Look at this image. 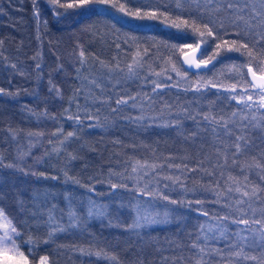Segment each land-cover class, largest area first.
I'll use <instances>...</instances> for the list:
<instances>
[{"label":"trees","instance_id":"16d2710c","mask_svg":"<svg viewBox=\"0 0 264 264\" xmlns=\"http://www.w3.org/2000/svg\"><path fill=\"white\" fill-rule=\"evenodd\" d=\"M112 2L119 5L124 0ZM163 3L175 10L174 0H163ZM35 7L38 18L33 0H0V89H3L0 93V159L3 161L0 207L14 219V226L22 233L16 241L17 250L10 244L11 264H23L19 252H24L31 264H39L43 255H49L50 264H194L198 250L191 247L193 241L207 248L203 257L205 264L212 261L214 264H257L228 251L236 242L231 236L237 231L235 226L229 227L230 239L205 242L203 237L197 241V236L199 226L207 220L199 209L217 217L227 211L223 199L220 203L214 202L217 192L227 193L230 185L234 189V180L243 188L245 177H248L249 191L253 186L264 187L261 180L264 171L257 166H264V130L256 128L248 132L251 147L234 165L231 153L225 163L224 151L218 157L217 150L227 148L235 137L229 141L223 129L215 134L212 129L216 125L203 121L205 113L230 119L233 112H238L235 127L240 125L242 115L251 119L252 114L264 125V108L257 104L252 109H244L229 98L240 94L243 88L258 100V89L247 86L251 84L247 70L251 66L254 72L264 75V59L258 57L250 63L247 55L224 51L206 69L189 71L182 65L180 55L201 39L191 30H177L162 20L127 16L111 3H94L67 12L59 9L60 16L54 15L48 0H37ZM215 46L216 41L211 38L207 44H201L199 59L207 60ZM137 47L150 51L144 57V67L137 69L139 76L129 80L126 79L127 65L132 62ZM81 50L87 58L84 66L79 63ZM170 57L187 73L190 82L203 79L223 87H209L195 93L184 91L181 81L179 88L165 87L153 93L152 81L170 85L180 80L171 71L167 73L173 77L171 81L167 76L151 74L165 67L170 69L165 64ZM100 61L108 65L119 62L122 71L109 77ZM92 80L104 86V95L111 96L113 107L115 100L125 94L139 96L137 107H132L130 102L120 112L110 114L106 106L94 103V99L100 98L101 90L90 83ZM233 84H238L236 93L225 91ZM53 85L61 90L62 96L49 91ZM77 88L83 90L79 96H75ZM145 95L153 98L144 103L146 119L128 120L129 116L141 114ZM77 104L81 109L87 104L88 112L98 115V119L83 118L85 113L81 110L82 124L68 120V114L78 111ZM185 108L193 116L199 113V124L185 118L182 114ZM65 109L69 112L65 113ZM178 113H181L178 128L158 126L175 121ZM69 131L76 132V138L61 145V133L66 135ZM54 148L60 151L55 152ZM69 153L76 158L71 159ZM137 160L158 163L162 166V176H180L189 189H197L185 193L179 186H170L167 194L182 203L155 201L157 211H175L170 212L167 223L151 224L139 230L128 228L133 220L130 209L131 200L135 199L133 193L123 188L113 190L109 183L110 169H127L130 173ZM169 163L182 168L185 164L190 168L201 164L202 167L189 173L170 169ZM9 164L13 167H8ZM213 171L215 174L209 177L207 173ZM65 172L72 180H66ZM111 179L116 182L115 177ZM217 184L218 188L213 191ZM90 188L93 190L89 191ZM259 195L264 200V191ZM196 200L203 203L197 205ZM21 204L26 212L21 211ZM90 206L99 208L103 215L88 217ZM70 209L80 217L78 225L69 222ZM50 211L64 230L56 231L49 239L47 234L51 228L46 222ZM258 228L252 225L253 233ZM255 243L259 244L258 236ZM98 252L103 254L98 256ZM210 254L213 256L209 257ZM253 255L264 261V248L246 246L244 256Z\"/></svg>","mask_w":264,"mask_h":264},{"label":"snow or ice","instance_id":"6c2138e0","mask_svg":"<svg viewBox=\"0 0 264 264\" xmlns=\"http://www.w3.org/2000/svg\"><path fill=\"white\" fill-rule=\"evenodd\" d=\"M174 2L175 10L170 8L167 4H164L163 0H124V2L119 5L112 2V0H71V2H64V0H48V3L51 5L53 13L56 16L62 15L59 9H64L65 12H67L69 9H77L94 3H111L113 8L118 7V11L127 16H132L141 20H162L165 24L176 28L177 30H191L194 35H198L201 38L195 48L192 49L193 53L201 48V44H207L208 39L211 38L216 41V46L213 55L209 56L207 60L201 59L197 62L196 59H185L186 64L190 67L194 66L197 69H200L201 67L206 68L224 51L239 52L242 55H247L250 59V63L251 61L257 60L258 57L264 59V0H174ZM36 4L37 0H33L34 14L37 15L38 18V9L35 7ZM229 29H231V31H229ZM226 36H231L233 38L225 39ZM116 47L119 49L120 45L117 44ZM165 47H167V45ZM185 47H191V45H185ZM173 48H175V46H173ZM257 49L260 51H257ZM149 51L150 50L147 48L141 50L137 47L132 62L127 65L126 79L131 80L139 76L137 69L144 67V57L148 55ZM79 57L80 65L84 66L87 63V58L83 50L79 52ZM100 64L108 70L109 77L122 71L119 62L115 65H108L103 61H100ZM165 64L170 65V69L165 67L162 71H154L151 74L157 77L167 76V80L171 81L173 77L167 75L168 71H171L174 72L180 80L175 84L170 85H166L160 80L152 81L154 84L152 89L153 93H156L159 89L165 87L179 88L181 87V81H183L185 85L184 91L191 90L195 93H201L202 90H206L209 87H223V85L216 82L203 79L197 80L196 82H190L187 73L182 72L177 64L173 63L172 57L165 61ZM12 67H15V65ZM36 67L39 68L40 65L37 64ZM233 67L235 68L236 66ZM79 71L80 69H77V72ZM248 71L252 73L253 83L247 86L258 89V100H255L253 95L247 94L243 88L241 89L240 94L230 95L229 98L235 100L236 104L242 105L244 109H252L257 104L259 108H264V76L260 77L261 82L257 84L255 83L256 73L251 66H249ZM84 79L87 80L88 78L84 77ZM90 83L94 84L96 88L101 90L100 98L94 99V103H98L101 107L106 106L109 109L110 114L120 112L122 108L129 106L130 102H132V107H137L136 102L139 99V96H129L127 94L117 98L115 100V107H113L111 104V96L104 95V86L96 80H92ZM237 86L238 84H233L230 88H226L225 91H228L230 94L236 93ZM49 91H54L58 96H62L61 90L55 85H53ZM82 91L81 88H77L75 96L81 95ZM2 92L3 89H0V93ZM90 95L94 97L95 94L90 93ZM152 99L151 96L145 95L143 101H141V114L136 117L129 116L127 119L133 122L145 120L146 117L143 114V106L145 102L152 101ZM69 103L71 104L72 101L70 100ZM88 107L89 106L85 104L83 109H81V106L77 104L78 111L76 113L68 114L66 118L74 121L78 125L82 124L83 118L89 120L98 119V115L88 112ZM167 107L171 108V105H167ZM81 110L85 113L83 118L79 114ZM99 110L100 109L97 108V113H99ZM68 112L69 109H65V113ZM182 114H184L186 119H192L199 124V121L197 120L199 113L197 116H193L191 112L185 108L182 109ZM180 115L181 113L177 114V119L175 121H169L158 126H175L178 128ZM237 115L238 112H233L232 118L230 119H225L223 117L218 118L215 115H210L208 113L203 115V121L216 125V127H213L212 129L213 133L218 134V129H223L229 141H232L233 136L235 137L234 141L230 143L227 148L217 150L218 157L220 151H224L225 163L227 162L228 154L231 153L234 165L237 164L239 156L248 152L251 147L248 132L256 128L264 130V125L257 120L255 114H252L251 119H249L248 115H242L240 125L238 128L235 127L236 122L234 118ZM53 119H55V117H53ZM149 119L154 120L155 118ZM244 121H247V123ZM230 125L233 127H230ZM61 134L63 135V140L60 141L61 145L76 138V132L74 131H69L66 135L63 133ZM192 135L195 136L196 133H192ZM117 143H119V141H117ZM232 149H234V151H232ZM53 151L59 152L60 148H54ZM69 157L71 159L76 158L75 156H72L71 153H69ZM169 159H171V157H169ZM2 164L3 161L0 159V165ZM7 166L13 167L11 164ZM257 166L261 167V170L264 171V166ZM161 167L162 166L158 163L149 164L147 161L141 163L137 160L136 163L131 166L130 173L127 169H125V171L109 170V183L111 189L117 190L123 188L134 195L136 202L132 207L136 214L132 223L128 225L129 229L142 228L147 225L167 223L169 221L170 212L175 211L174 209L166 210L163 213L150 209L155 208V201L157 200L167 201L173 205L182 203V201L171 199L167 194L166 189L170 186H179L185 193L197 190L196 188L189 189L180 176H162L160 174ZM167 167L175 169L176 171H186L191 173L200 170L202 164L198 168H190L185 164L182 168L179 164L173 165L169 163L167 164ZM214 174V171L207 173L209 177ZM65 177L66 180H72L67 172H65ZM112 177L116 178V182H112ZM55 178L56 177H53V179ZM261 180H264V176H261ZM247 181L248 177H245L243 188L240 186L239 181H233V183L236 184V187L233 189L230 185L227 193L234 191L236 193L234 196H228L225 192L216 193V199L214 202L220 203L223 199V207L227 209L223 216L217 217L202 208L199 209L200 214L206 217L207 220L199 226L200 234L197 236V241H199L201 237H203L205 242L208 240H216L217 238L230 239L229 227L235 226L237 231L231 233V236L235 237L236 242L230 245L228 251L232 252V255L237 258L243 256L245 260H252L256 261L257 264H264V261H261L257 256H244V249L246 246L264 248V200H261L259 195L260 191H264V187L257 188L253 186L251 191H249ZM72 182L79 183V181L75 180ZM161 185H163V187H161ZM218 186L219 185L217 184L212 190L215 191V188H218ZM92 190L93 189L91 188L89 189V191ZM141 197L145 199H141ZM195 203L201 205L203 202L201 200H196ZM188 207H191V202H189ZM20 208L22 212L27 211L22 204ZM54 208L55 205H53V209ZM32 215L36 214L32 213ZM87 215L88 217L102 216L103 212L99 208L90 206L87 210ZM68 219L71 224L78 225L80 223V217L71 211V209L68 212ZM46 223L51 228L47 234L49 239L56 231L64 230L60 224L55 222V217L51 214V211L49 212ZM252 225L259 226L255 233L252 231ZM0 230H3V235L0 236V245L11 244L13 250H17L18 246L16 241L21 238L22 233L18 231L16 226H14V219H10L9 216L6 215L3 207H0ZM257 236L259 237V244L255 243ZM44 242L47 243L48 240L45 239ZM191 247L198 250V255L194 257V264H205L203 257L208 250L201 247L196 241H193ZM233 249L238 250L233 251ZM81 251L84 250L81 249ZM102 254L103 253L99 252L96 253L98 256ZM19 255L23 259V264H31L29 258L24 252H19ZM111 259L115 260L116 258L112 257ZM39 264H50L49 255L40 256Z\"/></svg>","mask_w":264,"mask_h":264},{"label":"water","instance_id":"95a60500","mask_svg":"<svg viewBox=\"0 0 264 264\" xmlns=\"http://www.w3.org/2000/svg\"><path fill=\"white\" fill-rule=\"evenodd\" d=\"M196 46V45H195ZM195 46L185 50L181 55H180V60L182 62V65L184 66L185 69L189 70V71H200V70H204L206 69L205 67H201L200 69H197L195 68L194 66L190 67L188 64L185 63V59H196L197 62H199V52H200V49H197L195 53H193L192 49L195 48ZM256 73V72H255ZM247 75H248V78H249V81L250 83L252 84L253 83V77H252V73H250L248 70H247ZM261 76H264L263 74H260V73H256V80H255V83H260L261 80H260V77Z\"/></svg>","mask_w":264,"mask_h":264},{"label":"rangeland","instance_id":"374dc122","mask_svg":"<svg viewBox=\"0 0 264 264\" xmlns=\"http://www.w3.org/2000/svg\"><path fill=\"white\" fill-rule=\"evenodd\" d=\"M135 202H136L135 199L131 200L130 209H131V213H132V218H134V216L136 214L135 211L133 210V207H132L135 204ZM150 210L157 211L156 207L154 209H150ZM158 212L163 213L164 210H160ZM135 229L139 230L141 228H135ZM2 235H3V230H0V236H2ZM10 251H11L10 244L0 245V264H11V260L9 257ZM212 256H213V254L209 255V257H212ZM208 263L214 264V261L208 262Z\"/></svg>","mask_w":264,"mask_h":264}]
</instances>
